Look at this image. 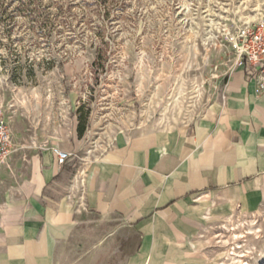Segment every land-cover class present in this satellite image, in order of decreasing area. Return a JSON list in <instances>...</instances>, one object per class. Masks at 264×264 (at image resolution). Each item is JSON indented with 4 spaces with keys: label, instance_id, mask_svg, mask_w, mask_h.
<instances>
[{
    "label": "rangeland",
    "instance_id": "1",
    "mask_svg": "<svg viewBox=\"0 0 264 264\" xmlns=\"http://www.w3.org/2000/svg\"><path fill=\"white\" fill-rule=\"evenodd\" d=\"M262 16L264 0H0V116L12 154L67 151L44 195L78 210L80 185L131 133L194 128L240 63L241 32ZM211 204L185 224L170 264H264V205L223 213ZM114 221L78 218L64 264L88 263L95 249L91 264H122L139 239ZM112 235L118 245H104Z\"/></svg>",
    "mask_w": 264,
    "mask_h": 264
},
{
    "label": "crops",
    "instance_id": "2",
    "mask_svg": "<svg viewBox=\"0 0 264 264\" xmlns=\"http://www.w3.org/2000/svg\"><path fill=\"white\" fill-rule=\"evenodd\" d=\"M255 75L241 62L227 71L220 97L190 131L131 133L80 185L78 210L65 197L44 195L60 169L50 148L27 158L12 154L0 165V264H64L78 218L87 216L114 219L111 229L136 234L138 247L122 264H170L204 200L223 213L260 209L264 85ZM118 242L104 239L108 247ZM93 252L83 264L99 261L102 253Z\"/></svg>",
    "mask_w": 264,
    "mask_h": 264
},
{
    "label": "built area",
    "instance_id": "3",
    "mask_svg": "<svg viewBox=\"0 0 264 264\" xmlns=\"http://www.w3.org/2000/svg\"><path fill=\"white\" fill-rule=\"evenodd\" d=\"M239 46L240 62L256 72L254 80L264 85V16L249 24L241 32ZM14 151L10 129L6 120L0 116V165L6 164ZM59 165L66 162L68 152L53 148Z\"/></svg>",
    "mask_w": 264,
    "mask_h": 264
},
{
    "label": "trees",
    "instance_id": "4",
    "mask_svg": "<svg viewBox=\"0 0 264 264\" xmlns=\"http://www.w3.org/2000/svg\"><path fill=\"white\" fill-rule=\"evenodd\" d=\"M78 125H77V135L80 137L85 131L87 120H88V112L84 115L78 113L77 115Z\"/></svg>",
    "mask_w": 264,
    "mask_h": 264
},
{
    "label": "bare ground",
    "instance_id": "5",
    "mask_svg": "<svg viewBox=\"0 0 264 264\" xmlns=\"http://www.w3.org/2000/svg\"><path fill=\"white\" fill-rule=\"evenodd\" d=\"M249 21V20H248ZM60 148V147H59ZM61 149V148H60ZM235 236V235H234Z\"/></svg>",
    "mask_w": 264,
    "mask_h": 264
}]
</instances>
